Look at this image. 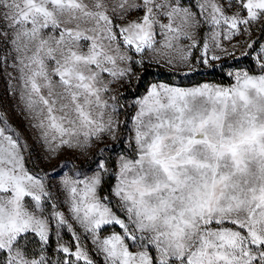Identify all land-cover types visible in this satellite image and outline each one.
<instances>
[{
	"label": "snow or ice",
	"instance_id": "snow-or-ice-1",
	"mask_svg": "<svg viewBox=\"0 0 264 264\" xmlns=\"http://www.w3.org/2000/svg\"><path fill=\"white\" fill-rule=\"evenodd\" d=\"M0 78V264H264V0H0Z\"/></svg>",
	"mask_w": 264,
	"mask_h": 264
},
{
	"label": "rangeland",
	"instance_id": "rangeland-1",
	"mask_svg": "<svg viewBox=\"0 0 264 264\" xmlns=\"http://www.w3.org/2000/svg\"><path fill=\"white\" fill-rule=\"evenodd\" d=\"M255 35V33H254ZM237 55H239V52H237ZM214 63H219V62H214ZM155 69H161L163 71L162 68H157L155 66H153L150 71L155 73L157 72ZM140 70L137 69V72H139ZM201 72H203V68L200 69ZM154 77L152 75H149L146 80L144 81L145 85H147L148 81L153 80ZM196 81H209V82H220L222 81L224 84H228L230 83V81H228L227 79H224L223 77H221V75L218 72H213L210 75H204V76H198L195 77ZM194 81L190 80V79H185L183 80V84L184 85H188L190 83H192ZM133 83H135V81H133ZM130 86H126L125 88L121 89V91H127V88ZM4 91V84H3V80L2 78H0V92ZM144 92V88L141 87L140 89L137 90L136 94L140 95L141 93ZM5 95H7V93H5ZM131 101H125V103H130ZM13 103V101L11 99L7 100V104L11 105ZM8 118L10 119V122L12 125H14L20 132V134H22L23 138H27L29 140V142L31 143L32 141V137L35 133L30 132L27 128V123H26V117L22 116V115H18L17 111H8ZM121 119H123V117H121ZM114 143L113 140H111L110 138H105L103 143H97V142H93L91 148L85 152L81 157H80V163H83L84 160L87 157H90L93 153H95L98 149L100 148H104V147H111V145ZM70 154L65 152L62 156L59 157V159H54L52 160L50 163H46L43 165V167L47 168L48 170H51L56 164L60 163L61 161H63L65 159V157L69 156ZM104 155H108L107 152L104 153Z\"/></svg>",
	"mask_w": 264,
	"mask_h": 264
},
{
	"label": "trees",
	"instance_id": "trees-1",
	"mask_svg": "<svg viewBox=\"0 0 264 264\" xmlns=\"http://www.w3.org/2000/svg\"><path fill=\"white\" fill-rule=\"evenodd\" d=\"M156 71H162L161 69H155Z\"/></svg>",
	"mask_w": 264,
	"mask_h": 264
}]
</instances>
